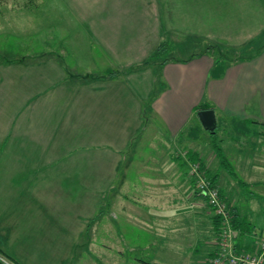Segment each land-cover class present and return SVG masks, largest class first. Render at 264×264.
<instances>
[{
  "label": "crops",
  "instance_id": "obj_1",
  "mask_svg": "<svg viewBox=\"0 0 264 264\" xmlns=\"http://www.w3.org/2000/svg\"><path fill=\"white\" fill-rule=\"evenodd\" d=\"M66 9L83 32L82 45L75 44V57L86 70L87 75H82L86 78L68 81L67 73L54 61L34 69L0 65V117L6 104L21 102L12 111L14 123L0 119V145L6 146V154L0 156V251L19 264H40L42 259H50V264H168L158 261L163 246L169 249L166 259L174 260L178 254L185 264H208L217 252L218 230L211 209L196 195L189 176V164L194 161L202 162L204 173L231 206L232 217L240 221V229H234L236 250L256 251L264 234V221H254L253 214L264 205V51L247 60L243 53L254 49L264 36V0H66ZM32 17L18 13L3 32H17V25L24 36L25 24ZM165 40L173 46L200 44L199 52L207 44L219 45L224 53L217 56L209 50L188 62L137 69ZM108 63L119 75L107 80L93 75L98 68L106 70ZM89 77L94 82L84 83ZM31 79L50 82L27 89ZM77 81L84 87L74 83ZM156 86L161 90L158 95ZM104 91L107 96H100ZM75 100L86 116L81 125L87 130L93 131L91 117L93 124L98 116L100 124L103 114L106 118L113 114V121L110 118L108 125L104 123L105 131H111L108 126H116V121L121 127L123 115L136 129L134 137L152 123L150 118L161 123L158 157L150 158L152 165L138 167L140 182L134 186V200L122 191L134 162L122 155L129 149V141L123 145L115 141L114 151L106 154L112 169H106L103 157L87 155L110 145H88L86 150L74 147L76 153L74 148L70 152L63 147L61 155L47 156ZM202 105L215 111L217 127L216 139L201 144L195 130L201 124L196 109ZM37 118L42 124L36 127ZM246 123L258 129L257 142L248 140L241 146L234 166L228 154L236 146L231 135L225 134L229 127L236 130L240 126L245 131ZM213 140L235 175L224 170ZM18 144L30 147L29 156L15 152ZM51 168L52 173H45ZM49 178L50 183L41 180ZM109 190L114 198L106 203ZM245 201L252 206L242 207ZM105 207L125 219L119 221L113 235L104 230L107 224L101 215ZM123 222L128 225L124 229L120 228ZM135 238L146 246L129 245ZM41 244L47 249L39 248ZM40 249L46 256L41 260ZM151 249L156 256L141 259Z\"/></svg>",
  "mask_w": 264,
  "mask_h": 264
},
{
  "label": "rangeland",
  "instance_id": "obj_2",
  "mask_svg": "<svg viewBox=\"0 0 264 264\" xmlns=\"http://www.w3.org/2000/svg\"><path fill=\"white\" fill-rule=\"evenodd\" d=\"M49 8L46 12H40L41 10ZM28 13L31 16H33L31 23L25 24V35L22 36L21 34L24 33V31L19 32L17 30V25L14 28L17 32L12 33H5L3 30L12 22L15 20V17L18 13ZM68 13V10L66 9V0H0V65H6L8 66L9 61H17L20 60L21 63H18V65L27 67L28 69H34L43 67L46 68L49 64V62H56L64 71L67 73V80L71 81V74H81V75H87L84 74L86 71L85 69L81 68L77 61L76 57L78 55V50L75 48V44L78 43L79 45H82L83 42V32L80 33V28L78 25H76L75 20L70 18ZM19 23L18 21H16ZM85 29V28H84ZM20 35V36H19ZM261 42L264 41V36L260 39ZM197 47H184V46H176L174 45L172 50L174 55L176 57H187L191 55L192 53H198V48L201 49L202 46L200 44H197ZM257 50V44H255V50H245L243 53V56L246 58H243L247 60L248 57L255 56ZM241 53V52H240ZM259 56V55H257ZM255 56L254 58H256ZM252 58V59H254ZM66 67H68V71ZM111 63H108L105 65L106 70H103L102 68H98L94 72L95 75H99V77H105L109 76L112 73L117 72V68H114ZM111 70L110 72H108ZM113 77V76H112ZM110 77L109 79H111ZM95 81H100L96 79ZM49 80L40 82L37 79H31L28 81V84L26 85L27 89H35L36 87L41 86L43 83H48ZM94 82L92 77H89L84 83ZM76 84L83 86L82 82H74ZM160 88L158 86L155 87V95H158ZM100 96H107L106 91H104ZM82 95L80 94L79 100L81 101ZM82 102V101H81ZM21 102H15L14 104H6L5 112L2 114L0 119L3 121L10 120L12 123L15 121V115L12 112L16 105H20ZM92 107V102H91ZM108 106L102 107L104 110L107 109ZM97 109H99L97 107ZM15 112V110H14ZM85 114L82 113L80 104L76 103V100L73 102V107L68 110L67 114L63 118L62 125L60 126V130L58 131L59 136L56 140V143L51 145L49 147L47 156H56L61 155V150L63 147H67V149L72 152L74 147H84L83 150H86V146L96 147L94 145H110L105 146L104 148H101L100 150L96 149L89 154L88 156L94 155V157L101 156L106 160V169H112L111 163L108 160V157L106 154H110L111 151H114V148L116 145L114 144L115 141H119V144L122 143V145L129 141L131 143L129 149L122 153V155L127 159H133L134 162L132 163V169L129 170V180L125 188L122 190L123 192H127L128 196L132 198V193H135L136 189L134 188L136 182H140L136 178V176L141 173L140 170H138V167H141L142 165H152L153 162H150V158L158 157V152L160 151V143L162 140H160V137L163 135V129L161 123L157 119L150 118L152 121L149 122V124L146 126L143 130L138 131L137 136L134 137L135 133L137 132L136 129H132L130 127V124L127 123L124 119V116L122 115L120 118V124L121 127L118 125L119 121H116V126L110 125L108 127L113 128L111 131H105L107 130L106 125L109 124V119L113 117V114L106 118V114H103L100 120V124H98V116H96L97 122L92 124V117H91V130H87V126L85 129L83 128L82 120L85 119ZM12 118V119H11ZM106 118V119H105ZM118 118V115L116 116V119ZM198 118V117H197ZM48 117L45 121H47ZM131 120V117L129 118ZM113 121V120H112ZM106 125H105V124ZM197 123V121H196ZM40 124H42V120L37 118L34 120V125L37 127ZM126 124V125H125ZM195 123H192L193 126ZM100 125L101 130H97V127ZM252 124L246 123L244 125L245 131L242 130V127H237L236 130H232L231 127L228 128V133L225 134V137H228V135H231V138L233 139V143L236 146L232 151L228 154V159L232 161L233 165H236V160L238 157V151L241 149V146L245 143H247L248 140L256 141L257 142V136H258V129H253ZM247 127L250 128L249 131H247ZM89 128V127H88ZM253 130L255 132H253ZM194 131V128H192L191 132ZM197 134V143H203L202 140L205 141H211L213 138L216 139L215 136L210 135L208 131H205L201 124L199 125V130H195ZM256 134L254 138L253 134ZM159 136L157 137L156 135ZM131 135L129 138L128 136ZM153 136H156L153 138ZM134 137V139L131 141V139ZM194 137V135H192ZM234 137L236 138V141L234 142ZM63 138V139H60ZM128 138V140H127ZM246 138V139H244ZM65 139V140H64ZM186 139V138H185ZM228 140V139H227ZM217 141L219 142L218 138ZM65 143V144H64ZM64 144V146H60ZM155 145H158L156 147H153ZM114 147V148H113ZM256 148H258V144L256 145ZM6 146L5 144L0 145V156L2 157V154H6ZM29 149L27 145L18 144L14 150L17 152V154L22 155L25 154L26 156H29ZM99 152H96V151ZM74 152L76 153V148H74ZM86 153V152H84ZM252 153V152H251ZM249 155H252V154ZM86 155V156H87ZM210 156L208 155L206 159H209ZM216 158V157H214ZM90 162L92 160L90 159ZM93 163V162H92ZM124 165V164H123ZM93 167L94 164H91ZM53 168L48 169L45 173L50 174L52 173ZM146 172V171H145ZM240 178L243 179L242 175L240 174ZM40 179V177H38ZM52 178L49 179H41L43 181L47 180L51 181ZM93 181V180H91ZM38 183V181H37ZM109 196L106 198V203H109L111 199L114 198V193H111V190L108 191ZM44 193H48V191H45ZM73 194V193H72ZM133 199V198H132ZM132 199L129 201V203L132 201ZM134 200V199H133ZM263 200V199H261ZM127 202V201H124ZM201 202H203L201 200ZM241 206L245 207H251L252 202H241ZM19 205L15 203L14 208H18ZM105 213H97V216H104L105 223L107 226H105L104 230H106L110 235H113V229L115 228V231L117 229L119 221L125 220L123 219L118 211H112V209H109L105 207ZM264 205H262V209H259L258 211H254V221H264ZM258 213V214H257ZM115 214V216H114ZM257 214V215H256ZM94 216V215H93ZM93 216L89 218V220L92 221ZM115 217V218H114ZM206 217V216H201ZM198 219L197 217H194ZM112 219H114L112 221ZM203 219V218H202ZM196 221V220H195ZM128 225L123 222L121 224L120 228L127 227ZM259 229H263L260 227ZM154 239V238H152ZM157 239V238H156ZM145 240V239H144ZM113 244L119 245L115 243L113 240H111ZM115 241L117 242L118 239L115 237ZM129 245H132L134 247H145L147 243H137L136 238L133 239ZM202 247V246H201ZM39 248L47 249L45 245L41 244ZM169 249L166 247H161L159 250L161 253V258H159V262L168 263V264H185L184 259H180L178 257V254L173 258L174 260H169L164 258V255L169 254ZM39 260L46 257L42 254V250H39ZM155 251L154 249H151L147 251L145 254L148 257L141 258L143 260L149 261L153 259L156 254L154 255ZM154 255V256H153ZM140 257V253L138 254ZM194 259H192L193 261ZM16 262V261H15ZM51 260H44L42 259L40 264H50ZM18 263V262H16Z\"/></svg>",
  "mask_w": 264,
  "mask_h": 264
},
{
  "label": "built area",
  "instance_id": "obj_3",
  "mask_svg": "<svg viewBox=\"0 0 264 264\" xmlns=\"http://www.w3.org/2000/svg\"><path fill=\"white\" fill-rule=\"evenodd\" d=\"M200 170L199 164H192L190 177L196 181L195 186L199 196L206 200L213 216L220 221L217 252L208 264H264V234L256 251H237L232 225V208L222 198L218 186Z\"/></svg>",
  "mask_w": 264,
  "mask_h": 264
},
{
  "label": "trees",
  "instance_id": "obj_4",
  "mask_svg": "<svg viewBox=\"0 0 264 264\" xmlns=\"http://www.w3.org/2000/svg\"><path fill=\"white\" fill-rule=\"evenodd\" d=\"M185 47H188V46H185ZM173 48V43L171 42H168V41H162L159 45V47L157 48V50L149 57V59L147 60V62L143 65V66H140V68H137V69H143L145 67H150V66H164L166 63H169L171 61H178V62H188L190 61L192 58H194L195 56H197L198 54L200 53H206L208 52L209 50H211V52H217V56L220 55V53H224V50L222 49L221 46L219 45H214V44H207L205 45L203 48L202 51L199 52L198 50V53H192L189 58H186V59H179V57H176L173 53V51L175 50H172ZM254 50H255V47H254ZM257 50L256 51V55H259L261 54V52L264 51V41L261 42L259 41L257 43ZM254 55L251 56V57H248L247 59H252L255 57ZM243 58H246L245 56ZM18 63H21L20 60H17V61H9L8 62V65H13V64H18ZM67 69V72L68 71V67H66ZM136 69V70H137ZM127 73V72H125ZM115 75H119V72H115V73H112L110 74L109 76H105L103 77L104 80H107L108 78L112 77V76H115ZM70 78H74V77H77V78H83V77H87V76H82L81 74H71L70 73ZM212 107L208 106V105H202V106H199L197 107L196 109V113L198 115V112H200L201 110H206V109H211ZM198 117V116H197ZM209 132V131H208ZM210 135H216L214 132H209ZM212 146H213V150L216 154V156L219 158L220 162H221V165L224 167V170L229 174V175H235V172H234V169H233V166L231 165V163L229 162V160L225 157V155L222 153V149L220 148V145L219 143L216 141V140H213V143H212ZM192 164H199L200 168H201V165H202V162L199 163V162H191L189 164V176H190V169H191V166ZM202 173H204L203 169L201 168L200 170ZM205 174V173H204ZM206 175V174H205ZM193 179V178H192ZM210 179V178H209ZM212 180V179H210ZM193 182H194V189H195V192H196V195L199 196V194L197 193V190H196V181L193 179ZM213 183H215L214 180H212ZM241 182V181H240ZM216 184V183H215ZM241 184H243L241 182ZM217 185V184H216ZM201 197V196H199ZM202 199H204L203 197H201ZM205 200V199H204ZM206 201V200H205ZM215 221H216V225H217V230H218V234H219V230H220V221L219 219L216 217H214ZM240 221L237 220L235 218V216L233 217V220H232V225H233V228L235 230H238L240 229ZM249 225V224H248ZM2 258V259H1ZM0 264H19V263H16L15 260H13L12 258H10L9 256L5 255L3 252L0 251Z\"/></svg>",
  "mask_w": 264,
  "mask_h": 264
},
{
  "label": "water",
  "instance_id": "obj_5",
  "mask_svg": "<svg viewBox=\"0 0 264 264\" xmlns=\"http://www.w3.org/2000/svg\"><path fill=\"white\" fill-rule=\"evenodd\" d=\"M199 120L205 130L214 132L217 127V119L214 110H201L198 112Z\"/></svg>",
  "mask_w": 264,
  "mask_h": 264
},
{
  "label": "bare ground",
  "instance_id": "obj_6",
  "mask_svg": "<svg viewBox=\"0 0 264 264\" xmlns=\"http://www.w3.org/2000/svg\"><path fill=\"white\" fill-rule=\"evenodd\" d=\"M216 218V217H215ZM233 230H234V228H233ZM220 231V230H219ZM235 231V230H234Z\"/></svg>",
  "mask_w": 264,
  "mask_h": 264
}]
</instances>
